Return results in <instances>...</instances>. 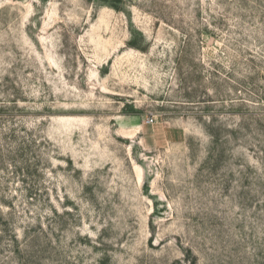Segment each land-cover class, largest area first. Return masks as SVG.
Returning a JSON list of instances; mask_svg holds the SVG:
<instances>
[{
	"label": "rangeland",
	"instance_id": "374dc122",
	"mask_svg": "<svg viewBox=\"0 0 264 264\" xmlns=\"http://www.w3.org/2000/svg\"><path fill=\"white\" fill-rule=\"evenodd\" d=\"M0 264H264V0H0Z\"/></svg>",
	"mask_w": 264,
	"mask_h": 264
},
{
	"label": "built area",
	"instance_id": "2783aa9c",
	"mask_svg": "<svg viewBox=\"0 0 264 264\" xmlns=\"http://www.w3.org/2000/svg\"><path fill=\"white\" fill-rule=\"evenodd\" d=\"M152 121V120H151Z\"/></svg>",
	"mask_w": 264,
	"mask_h": 264
}]
</instances>
